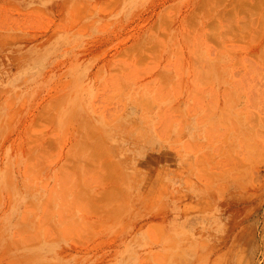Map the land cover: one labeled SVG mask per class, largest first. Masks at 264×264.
<instances>
[{
  "label": "rangeland",
  "instance_id": "374dc122",
  "mask_svg": "<svg viewBox=\"0 0 264 264\" xmlns=\"http://www.w3.org/2000/svg\"><path fill=\"white\" fill-rule=\"evenodd\" d=\"M241 250L264 264V0H0V264Z\"/></svg>",
  "mask_w": 264,
  "mask_h": 264
},
{
  "label": "bare ground",
  "instance_id": "6f19581e",
  "mask_svg": "<svg viewBox=\"0 0 264 264\" xmlns=\"http://www.w3.org/2000/svg\"><path fill=\"white\" fill-rule=\"evenodd\" d=\"M241 252H242V250L239 253H237L236 255L234 254V255L230 256L229 258L223 257L224 255H221V254H220L221 256L217 255V257L215 258V260L212 264H217V261H220V260L221 261L219 262V264H244V256ZM222 257H223V260H222ZM194 258L196 259V264H201V262L203 260L201 258V256L194 257L192 255V253H190V255H188V256H183L181 258V260L179 261L180 262L179 264H189V262L192 261ZM168 261L169 260L165 261V263L168 264Z\"/></svg>",
  "mask_w": 264,
  "mask_h": 264
}]
</instances>
